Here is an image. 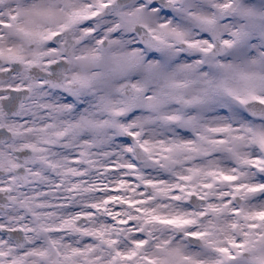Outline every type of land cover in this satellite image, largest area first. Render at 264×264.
<instances>
[{"label":"snow or ice","instance_id":"snow-or-ice-1","mask_svg":"<svg viewBox=\"0 0 264 264\" xmlns=\"http://www.w3.org/2000/svg\"><path fill=\"white\" fill-rule=\"evenodd\" d=\"M0 264H264V0H0Z\"/></svg>","mask_w":264,"mask_h":264}]
</instances>
